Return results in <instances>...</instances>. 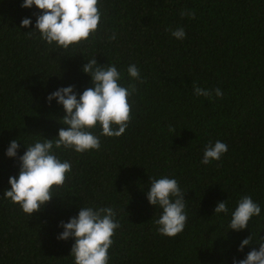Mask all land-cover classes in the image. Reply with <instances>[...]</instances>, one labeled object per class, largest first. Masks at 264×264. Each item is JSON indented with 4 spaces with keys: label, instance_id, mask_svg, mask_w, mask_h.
I'll return each instance as SVG.
<instances>
[{
    "label": "trees",
    "instance_id": "1",
    "mask_svg": "<svg viewBox=\"0 0 264 264\" xmlns=\"http://www.w3.org/2000/svg\"><path fill=\"white\" fill-rule=\"evenodd\" d=\"M19 4L0 0V190L17 170L4 156L8 141L52 138L62 126V109L45 95L61 85L90 86L81 55L115 64L136 92L120 137H101L97 151L60 152L71 174L38 213L30 218L0 199V264H72L71 240L55 239L56 224L82 205L117 210L110 264H231L242 258L236 245L249 231L253 244L264 237V0H100L103 27L64 53L25 34L19 21L34 20L36 9ZM177 27L185 30L182 41L170 35ZM129 63L142 81L128 79ZM194 84L222 95L194 96ZM216 140L228 151L201 164L203 146ZM161 175L186 192L187 221L171 238L156 233L159 210L144 197L148 177ZM241 195L259 203L261 214L249 230L225 232L227 218L212 209L223 199L231 209Z\"/></svg>",
    "mask_w": 264,
    "mask_h": 264
},
{
    "label": "clouds",
    "instance_id": "2",
    "mask_svg": "<svg viewBox=\"0 0 264 264\" xmlns=\"http://www.w3.org/2000/svg\"><path fill=\"white\" fill-rule=\"evenodd\" d=\"M19 6L36 9L34 20L28 16L19 21L20 27L28 29L25 34H38L40 40L62 53L90 42L104 23L100 0H20ZM180 15L191 18L194 12L181 10ZM170 35L182 41L185 30L177 27L170 31ZM107 38L115 39V33ZM81 56L85 62L80 71L89 77L90 86L78 91L73 84L61 85L44 97L46 104L51 105L54 101L63 111L59 118L62 126L56 135L52 138L34 135L39 138L30 143L15 137L4 149V156L16 163L17 170L15 175L7 177L8 187L0 190V199L17 204L30 218L56 196L54 193L64 186L71 174V162L62 159L60 152L82 154L97 151L101 147V137H120L131 120L130 106L136 92L135 84L126 86L123 74L115 64L98 63L96 56L87 59ZM126 73L130 81H142L135 63L127 65ZM192 91L194 96L208 99L213 94L217 98L222 95L218 87L209 90L194 84ZM169 131L174 130L170 128ZM21 148L22 153L19 152ZM227 151V145L221 140L206 143L200 163L208 165L218 161ZM146 189L144 197L147 203L153 206L154 211L159 210L152 221L156 233L168 238L181 233L188 213L186 192L180 188L177 179L169 175L148 177ZM213 214L227 218L225 232L239 233L246 228L249 230L251 219L261 214V207L250 195H241L231 209L226 199L218 200L212 209ZM56 227L60 229L55 235L56 240H71L68 255L72 264H110L112 237L120 228L116 209L82 205L75 215L57 221ZM246 247L248 250L245 252ZM236 252L243 253V256H233L231 264H264V237H259L253 244L249 231L239 240Z\"/></svg>",
    "mask_w": 264,
    "mask_h": 264
}]
</instances>
